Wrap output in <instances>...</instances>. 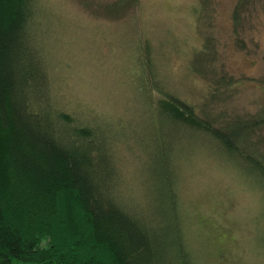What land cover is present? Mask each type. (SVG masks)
Listing matches in <instances>:
<instances>
[{
    "label": "trees",
    "instance_id": "1",
    "mask_svg": "<svg viewBox=\"0 0 264 264\" xmlns=\"http://www.w3.org/2000/svg\"><path fill=\"white\" fill-rule=\"evenodd\" d=\"M195 1L191 12L203 39L188 71L205 82L207 102L197 107L159 76L154 47L141 34L125 75L140 94L141 114L155 122L147 121V132L157 133L159 148L151 182L142 170L124 191L114 148L134 132L146 165L137 130L88 106H65L40 0H0V264H225L233 257L204 231L189 242L175 159L206 150L264 199V108L228 118L213 113L209 103L239 81L215 64L212 0ZM259 1L232 6L229 37L241 49ZM138 7L139 0H112L93 13L120 19ZM134 188L148 189L152 200L140 202Z\"/></svg>",
    "mask_w": 264,
    "mask_h": 264
},
{
    "label": "rangeland",
    "instance_id": "2",
    "mask_svg": "<svg viewBox=\"0 0 264 264\" xmlns=\"http://www.w3.org/2000/svg\"><path fill=\"white\" fill-rule=\"evenodd\" d=\"M111 1L40 0V4L51 26L46 44L53 52L52 76L63 105L88 106L92 113L121 120L126 131L136 129L138 139L143 141L146 165L134 132L114 148L120 181L127 191L140 180L142 170L151 182L154 149L159 148L154 141L157 133L153 129L147 132V121L153 120L141 114L140 94L125 75L132 59L130 47L142 42L140 35H144L154 47L159 76L167 78L172 89L198 107L207 102L206 84L188 71V65L191 51L202 43L203 32L192 16L195 0H139L138 9L120 19L93 13L98 5ZM212 2L209 22L217 52L215 64L223 65L224 71L239 82L209 106L213 113L221 111L226 118L253 114L264 108V0L258 2L257 13L246 26L243 49L229 37L235 0ZM261 135L264 149V130ZM175 163L177 197L185 225L189 226V242L204 231L215 244H222L225 252L233 254L225 264H264V199L247 189L226 163L206 150H194L176 158ZM134 189L140 202L152 200L148 189L145 193ZM152 203L155 205V200ZM230 230L236 231V239Z\"/></svg>",
    "mask_w": 264,
    "mask_h": 264
}]
</instances>
